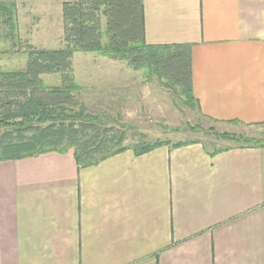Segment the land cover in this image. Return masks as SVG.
<instances>
[{
  "label": "crops",
  "instance_id": "0c3cea01",
  "mask_svg": "<svg viewBox=\"0 0 264 264\" xmlns=\"http://www.w3.org/2000/svg\"><path fill=\"white\" fill-rule=\"evenodd\" d=\"M142 2L146 42L192 44L204 118L264 125V0ZM230 146L0 161V264H264V146Z\"/></svg>",
  "mask_w": 264,
  "mask_h": 264
},
{
  "label": "trees",
  "instance_id": "16d2710c",
  "mask_svg": "<svg viewBox=\"0 0 264 264\" xmlns=\"http://www.w3.org/2000/svg\"><path fill=\"white\" fill-rule=\"evenodd\" d=\"M15 10L14 0H0L4 37L25 55L23 69H0V161L72 149L77 167L82 168L128 148L141 154L169 144L159 138L126 144L123 128L104 123L101 115L87 111L75 93L79 87L72 66L76 51L96 52L124 61L132 69L145 70L146 76H155L185 105L196 107L205 117L192 90V44L146 42L142 0L62 1L63 45L56 49L18 42ZM44 74H58L60 84L44 83ZM212 132L217 139L234 142L235 146H264L263 136ZM191 142L198 140H179L171 146ZM230 147H215L211 153Z\"/></svg>",
  "mask_w": 264,
  "mask_h": 264
},
{
  "label": "rangeland",
  "instance_id": "374dc122",
  "mask_svg": "<svg viewBox=\"0 0 264 264\" xmlns=\"http://www.w3.org/2000/svg\"><path fill=\"white\" fill-rule=\"evenodd\" d=\"M18 42L35 47H62L61 6L58 0H14ZM58 5V6H57ZM0 22V69H23L25 55L4 37ZM73 65L75 91L86 110L102 116L104 123L123 128L126 144L159 138L169 145L179 140L197 139L209 149L234 142L217 139L212 130L243 132L264 137V125L218 124L202 117L196 107L185 105L181 97L161 85L155 76L132 69L124 61L113 60L96 52L76 51ZM74 55V57H75ZM48 85H59L58 74L41 76ZM131 149V148H128ZM72 150V149H69ZM132 150V149H131Z\"/></svg>",
  "mask_w": 264,
  "mask_h": 264
}]
</instances>
